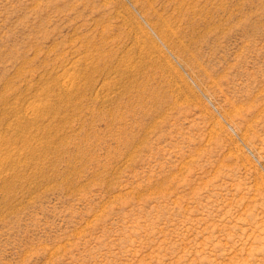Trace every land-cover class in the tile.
I'll list each match as a JSON object with an SVG mask.
<instances>
[{"label": "rangeland", "instance_id": "obj_1", "mask_svg": "<svg viewBox=\"0 0 264 264\" xmlns=\"http://www.w3.org/2000/svg\"><path fill=\"white\" fill-rule=\"evenodd\" d=\"M0 264H264V0H0Z\"/></svg>", "mask_w": 264, "mask_h": 264}, {"label": "bare ground", "instance_id": "obj_2", "mask_svg": "<svg viewBox=\"0 0 264 264\" xmlns=\"http://www.w3.org/2000/svg\"><path fill=\"white\" fill-rule=\"evenodd\" d=\"M152 20V19H151ZM155 22V21H154ZM156 23V22H155ZM161 32H163V31H161ZM165 33V32H164ZM162 35H164V34H162ZM229 116V115H228Z\"/></svg>", "mask_w": 264, "mask_h": 264}]
</instances>
